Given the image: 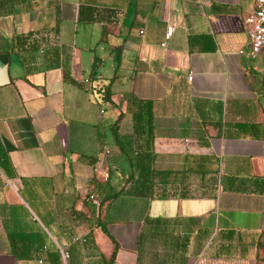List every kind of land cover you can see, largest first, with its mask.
Listing matches in <instances>:
<instances>
[{
	"label": "crops",
	"instance_id": "0c3cea01",
	"mask_svg": "<svg viewBox=\"0 0 264 264\" xmlns=\"http://www.w3.org/2000/svg\"><path fill=\"white\" fill-rule=\"evenodd\" d=\"M255 6L0 0V264H264Z\"/></svg>",
	"mask_w": 264,
	"mask_h": 264
},
{
	"label": "trees",
	"instance_id": "16d2710c",
	"mask_svg": "<svg viewBox=\"0 0 264 264\" xmlns=\"http://www.w3.org/2000/svg\"><path fill=\"white\" fill-rule=\"evenodd\" d=\"M111 84L105 86L104 95L106 100H111L112 90ZM130 111L133 116L134 122V136L136 138H142L143 136H150L153 134L154 129V104L149 100H141L136 96L131 95L129 98ZM144 159H138L139 162H143ZM143 170L140 171L143 177ZM140 176V177H141Z\"/></svg>",
	"mask_w": 264,
	"mask_h": 264
},
{
	"label": "built area",
	"instance_id": "2783aa9c",
	"mask_svg": "<svg viewBox=\"0 0 264 264\" xmlns=\"http://www.w3.org/2000/svg\"><path fill=\"white\" fill-rule=\"evenodd\" d=\"M245 24L249 32L250 48L253 56L264 53V0H256L254 11L247 17ZM173 28H168L166 39H170ZM191 79V78H190ZM91 199H94L92 196ZM65 258L69 253L65 252Z\"/></svg>",
	"mask_w": 264,
	"mask_h": 264
}]
</instances>
